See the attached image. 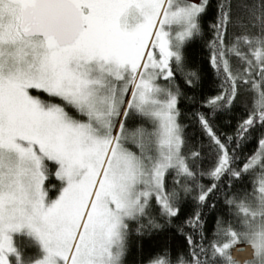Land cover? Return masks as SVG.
<instances>
[{"label":"snow or ice","instance_id":"obj_1","mask_svg":"<svg viewBox=\"0 0 264 264\" xmlns=\"http://www.w3.org/2000/svg\"><path fill=\"white\" fill-rule=\"evenodd\" d=\"M211 7L0 0V264H126L168 229L184 246L143 264H239L238 245L264 264V0Z\"/></svg>","mask_w":264,"mask_h":264},{"label":"trees","instance_id":"obj_2","mask_svg":"<svg viewBox=\"0 0 264 264\" xmlns=\"http://www.w3.org/2000/svg\"><path fill=\"white\" fill-rule=\"evenodd\" d=\"M212 7L209 9L208 16L205 18L206 20H210L215 14V5L217 0H210ZM234 10V16L243 18L246 13L243 9L238 6L241 4H251L258 3L259 0H231ZM243 31V26L237 23L235 26H229V36L233 33H240ZM187 54L189 57V63L193 67H198L203 73V79L201 82L200 88L195 90V94L198 97H202L204 95H212L214 94V85L213 75L211 71L207 67L206 63V50L203 48L202 43L199 41L193 42L187 49ZM188 94L192 95L193 92L188 90ZM180 107L182 112L189 113L195 105L191 104L187 100H182ZM226 117L220 116L217 118V125L221 132H229L231 129L225 126L224 120ZM181 120L185 124H189V120L186 116H182ZM189 136L195 140L196 138L203 139L200 133V129L197 125L190 124L187 129ZM254 147V142L249 143L246 147V150H250ZM55 182V181H54ZM205 182H207L205 180ZM215 214L213 213L209 217V230L212 227V220L214 219ZM171 247L175 252L176 249L182 248L184 246L183 238L175 234L174 229H168L163 232L155 233L151 236H143L140 238H133L130 250L126 257V264H143L145 258L150 254L155 252L157 249L162 247ZM253 257V253L250 249L249 245H238L233 249V258L239 261V264H244L240 261L250 260Z\"/></svg>","mask_w":264,"mask_h":264},{"label":"rangeland","instance_id":"obj_3","mask_svg":"<svg viewBox=\"0 0 264 264\" xmlns=\"http://www.w3.org/2000/svg\"><path fill=\"white\" fill-rule=\"evenodd\" d=\"M250 249H251V251H252V253H253V249L251 248V246H250ZM252 258H253V257H252ZM252 258H251V259H252ZM241 262L243 263V262H245V261H241Z\"/></svg>","mask_w":264,"mask_h":264},{"label":"water","instance_id":"obj_4","mask_svg":"<svg viewBox=\"0 0 264 264\" xmlns=\"http://www.w3.org/2000/svg\"><path fill=\"white\" fill-rule=\"evenodd\" d=\"M232 255H233V250H232ZM244 263V262H243Z\"/></svg>","mask_w":264,"mask_h":264}]
</instances>
